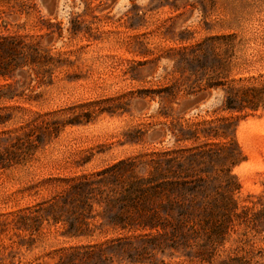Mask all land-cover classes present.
<instances>
[{"label": "rangeland", "instance_id": "1", "mask_svg": "<svg viewBox=\"0 0 264 264\" xmlns=\"http://www.w3.org/2000/svg\"><path fill=\"white\" fill-rule=\"evenodd\" d=\"M215 71L227 77L226 90L264 83V0H0V264H55L60 249L115 240L133 246L110 251L114 264H201V251L213 264L233 256L245 228L210 248L217 223L206 202H217L220 171L229 168L239 210L264 213V107L225 110L221 89L186 94ZM175 84L182 92L167 96ZM204 122L230 124L237 164L196 166L206 197L177 191L172 210L160 195L143 199L139 183L153 178L161 153L197 146L176 143L172 124L177 133ZM117 165L87 204L65 194L66 181H98ZM129 192L135 205L120 202ZM47 204L54 207L43 212ZM181 208L186 237L172 240ZM27 209L38 232L12 225ZM71 225L84 236L72 237ZM159 234L167 236L150 243ZM249 236L251 256L264 264V231Z\"/></svg>", "mask_w": 264, "mask_h": 264}, {"label": "trees", "instance_id": "2", "mask_svg": "<svg viewBox=\"0 0 264 264\" xmlns=\"http://www.w3.org/2000/svg\"><path fill=\"white\" fill-rule=\"evenodd\" d=\"M173 8L179 10L180 7L174 3ZM186 8V6L184 7ZM206 6L202 4V9L206 15ZM225 39H236V36L224 37ZM217 40V39H216ZM204 44H199L195 48L189 51L190 55L196 56L203 48ZM183 55L187 54V51L182 52ZM227 77L222 72H214V75L207 79H198L194 84L186 90L187 95H196L201 92H205L211 89L224 91L223 108L228 111L242 112L247 109L256 112L260 108L264 107V83L258 86L251 87H230L226 90ZM202 82H205L202 85ZM10 87V86H9ZM162 91L161 93H163ZM182 92L181 87L177 84L173 85L166 90L167 96L175 97ZM194 129H178L177 133L174 131L175 125L172 124L170 128L176 143L179 142H194L197 146L192 148H183L178 150H171L161 153L160 159L156 161L157 167L154 168L156 173H152L153 178L142 179L140 181V192L143 195V199L154 198L162 196L167 200V204L163 206V209L172 210L176 206L173 201V194L179 192L182 196L185 194H192L195 197H206L205 185L207 184L206 176H203L196 172L195 167L205 165L206 163L213 161L217 158L223 159L224 162L230 163L231 166L237 164L235 157L236 152H240L237 143L234 140H229L228 133L230 131V124L223 122L218 125H212V123H197L194 125ZM222 141V144H211V141ZM184 161V162H183ZM117 166L106 169L97 174L101 179L98 181H92L88 178L79 180L78 182L66 181L68 188L64 190L66 193H74L75 196H79V202L82 205L87 204L89 200V193L94 189V184L104 183L108 177H114V171ZM201 173V169H199ZM222 172L224 179L221 178L222 192L219 194L217 202L207 201L208 208H205V212H208L213 220L217 223L212 233L208 236V245L210 248L217 244V250L220 247H224L229 240V236L232 232H237L235 228L244 227V233L237 239V245L232 250L233 256H228V260H224L219 264H257L255 259L251 256V251L247 247V241L250 239L249 235L253 233H261L264 231V213L255 212L252 209L245 208L239 210L238 203L236 202L234 195L240 190L238 183H232L230 177V169H223ZM156 184L154 187H149ZM133 194L129 192L125 199H120V202H127V204L135 205V198H132ZM44 204V203H43ZM41 204V205H43ZM47 208L43 209V212L49 211L54 207V204H47ZM40 206V205H39ZM32 209H27L21 212L12 220V225L16 230L27 232H38L40 230L39 225H35L36 217L32 213ZM188 212H185L184 208H181L178 215V219L175 220V232H172V240H176L180 234L182 238H185L184 230L187 226L186 219L188 218ZM43 220H47L41 215ZM60 219L54 218V223H59ZM43 223V222H42ZM158 226L153 224L151 229H157ZM162 230L165 228L162 227ZM71 236L78 238L84 236L79 233V227L71 225L69 229ZM167 234H159L149 239L150 243L158 241L164 238ZM132 242H123L121 240H115L111 242H105L98 245H87L71 248H63L58 250V260L55 264H114V259L109 255L112 250H124L133 246ZM206 248L203 247V250ZM215 250V248L213 249ZM201 264H213V255H205L202 251L199 253ZM136 262V261H135ZM119 264H123L120 261Z\"/></svg>", "mask_w": 264, "mask_h": 264}, {"label": "water", "instance_id": "3", "mask_svg": "<svg viewBox=\"0 0 264 264\" xmlns=\"http://www.w3.org/2000/svg\"><path fill=\"white\" fill-rule=\"evenodd\" d=\"M190 107V106H189Z\"/></svg>", "mask_w": 264, "mask_h": 264}]
</instances>
